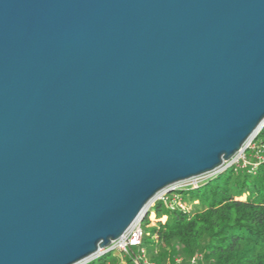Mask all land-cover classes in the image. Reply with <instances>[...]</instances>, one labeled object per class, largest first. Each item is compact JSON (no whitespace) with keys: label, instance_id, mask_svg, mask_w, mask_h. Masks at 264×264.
Instances as JSON below:
<instances>
[{"label":"water","instance_id":"water-1","mask_svg":"<svg viewBox=\"0 0 264 264\" xmlns=\"http://www.w3.org/2000/svg\"><path fill=\"white\" fill-rule=\"evenodd\" d=\"M264 125V0H0V264H84Z\"/></svg>","mask_w":264,"mask_h":264},{"label":"trees","instance_id":"trees-1","mask_svg":"<svg viewBox=\"0 0 264 264\" xmlns=\"http://www.w3.org/2000/svg\"><path fill=\"white\" fill-rule=\"evenodd\" d=\"M254 144L246 163L179 185L167 194L170 206L155 202L140 222L139 247L108 251L85 264H264V125Z\"/></svg>","mask_w":264,"mask_h":264},{"label":"built area","instance_id":"built-area-1","mask_svg":"<svg viewBox=\"0 0 264 264\" xmlns=\"http://www.w3.org/2000/svg\"><path fill=\"white\" fill-rule=\"evenodd\" d=\"M227 167L228 165L225 168ZM197 182L198 180H195L194 182H192V184H195ZM176 187H174L172 190H174ZM172 190L161 191L149 203L148 210L155 204V202H159V201L163 202L164 204H167V206H170V204L168 205V202H167V194L169 191H172ZM140 222L141 221L137 219L121 237H119L117 240L111 243L107 251L116 250L118 252L127 253L128 249H130L131 247H139L141 245V239H142V229H141ZM142 257H144V250L141 248L138 258H142Z\"/></svg>","mask_w":264,"mask_h":264},{"label":"rangeland","instance_id":"rangeland-1","mask_svg":"<svg viewBox=\"0 0 264 264\" xmlns=\"http://www.w3.org/2000/svg\"><path fill=\"white\" fill-rule=\"evenodd\" d=\"M258 133V132H257ZM255 138L256 137H252V138H250V140L247 142V145H246V147H245V149L243 150V151H241V152H239V153H237L235 156H234V158L232 159V161H230L229 163H228V166H230V165H237L239 162L238 161H242L243 163H246L247 162V159L245 158V152H247V151H249V152H251L252 150H254V148H255V144H254V140H255ZM254 156H256L257 158H261L262 157V154L261 153H258V152H255L254 154H253ZM220 172V171H219ZM218 173V172H217ZM217 173H212L211 175H209V176H204V177H201V178H199L198 179V182L199 181H202L203 179H206L207 177H210V176H213V175H215V174H217ZM192 182H194L192 179L191 180H187L186 182H182V183H180V186L181 185H183V184H192ZM177 188V187H176ZM153 210H154V207L153 208H151V212H153ZM161 220L162 221H164L165 220V217H162L161 218ZM149 221H150V223H149V225H154L156 222H157V219H155V217H154V215L153 214H149ZM143 227L145 228V225H143ZM97 258V257H96ZM143 258V257H142ZM95 259V258H94ZM93 259V260H94ZM89 262V261H88ZM87 263V262H86ZM147 263H149L147 260H144V264H147ZM85 264V263H84Z\"/></svg>","mask_w":264,"mask_h":264}]
</instances>
